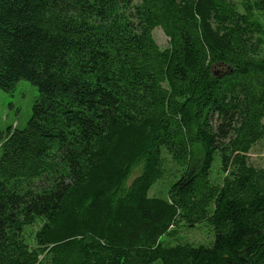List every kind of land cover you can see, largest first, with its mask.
<instances>
[{"label": "trees", "instance_id": "1", "mask_svg": "<svg viewBox=\"0 0 264 264\" xmlns=\"http://www.w3.org/2000/svg\"><path fill=\"white\" fill-rule=\"evenodd\" d=\"M21 80L0 264H264V0H0V89ZM201 226L207 245L177 237Z\"/></svg>", "mask_w": 264, "mask_h": 264}, {"label": "rangeland", "instance_id": "2", "mask_svg": "<svg viewBox=\"0 0 264 264\" xmlns=\"http://www.w3.org/2000/svg\"><path fill=\"white\" fill-rule=\"evenodd\" d=\"M233 1L239 4L243 0ZM154 38L161 48L165 49L168 47L169 39L162 29L158 28L154 31ZM217 71L225 72L226 68H220ZM38 96V88L27 80L19 81L13 92H5L0 89V134L6 133L8 128L14 126L15 124L18 125V128L20 129L25 128L33 115V107L38 99ZM196 153L199 157L201 156L199 149H196ZM167 159L170 161V158L167 157ZM218 163V161H215L213 176L214 180L217 182L222 179ZM249 163L256 168H264V139L258 142L249 153ZM168 164V168L172 169L174 167L172 162H169ZM140 172L141 170L138 169L135 172L133 179L139 175ZM171 179V176H167L163 181L160 180L162 182L154 187L151 191V195H164L166 192V186ZM40 187H42L41 183L37 185V188ZM36 229L37 228H34V231ZM177 235L179 239L196 245H207L214 239L212 229L206 226H201L198 229L191 230L184 228L181 229ZM163 240L171 245L177 243L175 237L165 236Z\"/></svg>", "mask_w": 264, "mask_h": 264}, {"label": "crops", "instance_id": "3", "mask_svg": "<svg viewBox=\"0 0 264 264\" xmlns=\"http://www.w3.org/2000/svg\"><path fill=\"white\" fill-rule=\"evenodd\" d=\"M17 127H18V125H17Z\"/></svg>", "mask_w": 264, "mask_h": 264}]
</instances>
